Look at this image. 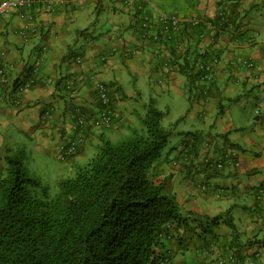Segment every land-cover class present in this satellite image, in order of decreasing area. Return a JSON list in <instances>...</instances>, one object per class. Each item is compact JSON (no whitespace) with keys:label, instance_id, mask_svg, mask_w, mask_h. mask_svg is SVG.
<instances>
[{"label":"crops","instance_id":"0c3cea01","mask_svg":"<svg viewBox=\"0 0 264 264\" xmlns=\"http://www.w3.org/2000/svg\"><path fill=\"white\" fill-rule=\"evenodd\" d=\"M158 10L200 19V26L186 24L184 38L185 25L180 26L177 50L196 45L198 52L207 51L205 60L215 56L210 82L199 79L186 91L180 60L173 59L168 45L141 40L135 8L120 0H67L65 6L35 8V30L26 32V40L18 34L26 22L18 10L0 17V66L7 78L0 82V172L5 149L20 137L35 139L58 159L59 145L75 136L76 115L92 117L100 108L97 82L110 87L118 119L87 129L84 143L63 160L61 173L86 161L82 158L102 138L115 139L138 123L142 112L129 102L141 100L134 85L139 77L167 91L181 93L183 85L187 99L190 94V129L180 131L175 154L161 157L154 178L174 193L186 228L161 238L162 261L218 264L234 256L237 261L225 264H264V195L258 197L264 190V0H146V13ZM126 46L135 52L126 53ZM27 77L33 83L17 94L14 82ZM232 148L238 167L214 171L204 165V158ZM182 149L188 162L172 165ZM251 252L258 256L250 263Z\"/></svg>","mask_w":264,"mask_h":264},{"label":"trees","instance_id":"16d2710c","mask_svg":"<svg viewBox=\"0 0 264 264\" xmlns=\"http://www.w3.org/2000/svg\"><path fill=\"white\" fill-rule=\"evenodd\" d=\"M186 24L200 26L201 21L194 25L182 22L183 38ZM180 26L160 44L168 45L173 59L180 60L178 71L191 91L203 73L198 64L212 56L205 60L207 51L198 52L196 45L177 50L182 48ZM99 104L113 114H108L107 121L98 118L88 123L91 116L81 113L86 124L74 123L75 136L60 144L64 147L59 145V159L66 160L77 152L87 129L108 127L118 119L111 101ZM144 108V113L138 114L139 127L128 126V133L120 139L102 138L89 159L71 164L53 197L48 196L47 186L28 172L24 145L5 149V167L0 172V264L164 263L166 258L162 261L158 251L163 245L161 238L167 234L171 239L186 224L174 193L165 189L164 182L155 180L154 171L179 120L164 127L161 119L165 112L156 107L153 98ZM79 130L81 143L76 141ZM74 141V149L66 153ZM182 150L172 165L188 162L189 156Z\"/></svg>","mask_w":264,"mask_h":264},{"label":"built area","instance_id":"2783aa9c","mask_svg":"<svg viewBox=\"0 0 264 264\" xmlns=\"http://www.w3.org/2000/svg\"><path fill=\"white\" fill-rule=\"evenodd\" d=\"M122 5L124 6H133L137 12V20L135 23L136 30L140 34L141 40H151L155 44H160L162 40L168 39V34L173 33L176 31V29L180 26V24L184 21H187L188 23L194 25L198 22L200 23V19L193 16V17H184L183 15L175 14L172 12L164 11V10H158L154 15L148 14L144 11V5L146 0H120ZM59 5H67V0H0V17L4 14H8L12 11L18 10V15L21 18H24L26 22L23 23L22 27L18 30V34L20 37L24 40L27 38L26 32L28 30L34 31L35 30V23H34V13L33 9L38 7H55ZM202 23V22H201ZM116 39H121L120 37H116ZM43 50H45V47H42ZM126 53L131 52L134 53L135 49L129 46H126L123 49ZM73 60L76 62L80 61L79 56L73 57ZM217 58L215 56L211 57L210 60L201 62L198 64V67L203 72L200 76V80L203 82H210L211 81V72H212V66L214 63H216ZM7 78L5 75V72L0 66V82L6 83ZM33 83L32 77L24 78L17 82L15 89L17 94L21 93L23 90L30 87V85ZM70 85H67L66 88H70ZM95 93L97 96V99L100 101L102 105H107L110 103V87L103 82H97L95 84ZM15 103H18V99H13ZM49 110L45 111V114H48ZM113 114V110H108L103 108H99L96 115H92L90 117L88 123H91L95 119H100L102 122L107 121L109 119L108 114ZM77 120L75 124L82 125L83 123L86 124V121L83 119L81 114L76 115ZM82 128V127H81ZM82 138V132L79 130V132L76 135V141L78 143H81ZM74 143L67 148L66 153L74 149ZM64 147L63 145H60V148ZM186 160V156H185ZM204 165L211 170L214 171H220L224 170L225 168H235L238 167L240 164L239 158H238V151L235 148L228 149L224 151L220 156L217 158L212 157H206L203 160ZM201 188H204V185L200 186ZM220 190V189H219ZM264 195V190H259L258 197ZM258 256V252H251L250 254L246 255V259L249 260V262H252L253 256ZM238 258L234 256H229L226 259L219 260L218 264H225L228 262H235ZM165 264L170 263L169 259L166 258L164 261Z\"/></svg>","mask_w":264,"mask_h":264},{"label":"rangeland","instance_id":"374dc122","mask_svg":"<svg viewBox=\"0 0 264 264\" xmlns=\"http://www.w3.org/2000/svg\"><path fill=\"white\" fill-rule=\"evenodd\" d=\"M128 82V81H127ZM126 82V83H127ZM128 85L132 86V83ZM134 85L138 87L139 93L141 94V100L130 101L129 104L136 107L142 112L145 111L144 105L149 98L155 99V105L158 109L165 112V115L161 119V124L164 127H171L177 119L181 118L174 126V131L169 137L166 147L163 149L162 154L165 155L167 151L170 152L169 157L175 154L177 145L180 142L181 136L186 129L189 128L190 121H192L188 116V109L190 107V102L184 94L185 90L182 85L180 88L181 93L174 92L173 90L167 91L166 89L156 88L159 84H154L152 81L145 77H139ZM187 91V90H186ZM136 127L140 125L135 124ZM128 133V129L125 130V134ZM124 135V134H123ZM115 139H120L121 135H116ZM22 140H18L13 146L22 144L24 145L25 151V166L31 175L38 177L42 184L47 186L48 196L53 197L59 189V180L61 174H68L69 171L61 173L63 166V160L56 159L54 156L47 155L42 151V147L37 146L35 139L29 137H20ZM12 147V146H11ZM96 152V145H94L89 152L82 159H89ZM3 160V165L5 167V162ZM82 163L81 160L77 161ZM4 170V169H3ZM2 170V171H3Z\"/></svg>","mask_w":264,"mask_h":264}]
</instances>
